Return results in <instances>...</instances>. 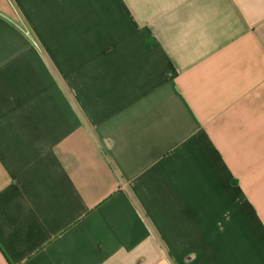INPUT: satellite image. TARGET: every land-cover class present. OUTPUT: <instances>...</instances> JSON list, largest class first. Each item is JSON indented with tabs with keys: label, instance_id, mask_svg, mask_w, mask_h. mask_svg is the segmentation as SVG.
Returning <instances> with one entry per match:
<instances>
[{
	"label": "crops",
	"instance_id": "0c3cea01",
	"mask_svg": "<svg viewBox=\"0 0 264 264\" xmlns=\"http://www.w3.org/2000/svg\"><path fill=\"white\" fill-rule=\"evenodd\" d=\"M0 264H264V0H0Z\"/></svg>",
	"mask_w": 264,
	"mask_h": 264
},
{
	"label": "rangeland",
	"instance_id": "374dc122",
	"mask_svg": "<svg viewBox=\"0 0 264 264\" xmlns=\"http://www.w3.org/2000/svg\"><path fill=\"white\" fill-rule=\"evenodd\" d=\"M26 35L28 36V37H30L31 38V33L27 30L26 32Z\"/></svg>",
	"mask_w": 264,
	"mask_h": 264
}]
</instances>
